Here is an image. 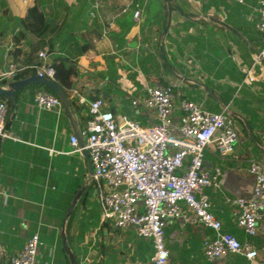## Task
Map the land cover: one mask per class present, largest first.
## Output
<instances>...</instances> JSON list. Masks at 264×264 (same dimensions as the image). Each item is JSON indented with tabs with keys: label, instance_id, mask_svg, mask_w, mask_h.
<instances>
[{
	"label": "crops",
	"instance_id": "obj_1",
	"mask_svg": "<svg viewBox=\"0 0 264 264\" xmlns=\"http://www.w3.org/2000/svg\"><path fill=\"white\" fill-rule=\"evenodd\" d=\"M260 1L163 0L158 7L161 14L167 12L168 23L162 29L160 16L154 27L146 24L150 0H0V70L12 62L24 66L21 59L29 47L25 39L15 44L14 35L22 29L27 8L38 3L51 19L43 36L47 46L52 45L54 54L76 66L72 98L78 99L74 91L88 100L102 97L105 109L116 116L127 114L143 125H151L157 122L155 115L133 107L131 99L144 98L147 87L162 79L179 94L175 122L180 120L184 98L216 113L227 108L240 139L226 160L219 159L217 152L206 153V164L221 165L223 176L220 186L205 191L223 230L251 243L259 251L258 264H264L263 239L250 236L238 225L237 207L229 202L230 198L253 195L255 177L249 171L250 161L264 163V81L243 84L245 69L252 65V52L264 44L257 28ZM131 2L132 7L127 8ZM122 4H127L126 9L114 13ZM136 5L142 8L140 22L134 17ZM94 18L106 29L101 38L94 40L93 48L82 52L79 34L91 28ZM25 38L39 40L30 31H25ZM35 64H42L39 57ZM80 104L86 105L82 114L71 102V118L64 106L60 113L38 109L27 92L16 112L12 108L7 128L19 139H3L0 145L2 264H9L8 258L21 250L34 233L42 241L37 264H67L63 244L71 249L78 264H152V238L139 236L135 226L120 228L103 222L96 184L91 203L78 209L67 241V210L82 191L78 205L94 182L86 183L89 170L83 152L70 153V137L89 120L88 103ZM84 220L86 223H81ZM213 235L212 229L200 224L168 219L167 264H246L247 259L240 254L205 255L203 242Z\"/></svg>",
	"mask_w": 264,
	"mask_h": 264
},
{
	"label": "built area",
	"instance_id": "obj_2",
	"mask_svg": "<svg viewBox=\"0 0 264 264\" xmlns=\"http://www.w3.org/2000/svg\"><path fill=\"white\" fill-rule=\"evenodd\" d=\"M133 2L127 8L132 7ZM258 30L264 36V0L258 6ZM142 8L136 5L135 19L140 22ZM42 64L36 65V73L53 80L55 70L47 63V54L39 52ZM252 65L245 69L243 84L253 85L264 81V44L252 52ZM25 66L10 63L0 70V83L13 81L18 70ZM258 69V71H257ZM1 85V84H0ZM178 92L170 83L156 81L147 87L144 98L133 97V107H142L155 115L157 122L143 125L127 114L116 116L105 109L102 97L88 100L74 91L80 103H88L90 118L80 131L84 148L94 167V182L101 206L103 222L116 227L135 226L142 237L153 239L155 252L152 264H167L169 250L166 247L165 227L168 219H182L184 223L200 224L213 230L214 235L205 238L204 254L225 257L240 254L246 264H258L259 251L236 235L225 232L222 222L211 211L206 189L220 186L223 176L221 165L206 164V153L217 152L226 160L234 152L239 132L234 118L227 108L216 113L207 110L202 103L184 98L180 102V120L173 117L177 108ZM35 105L40 110H63L59 97L47 90L34 93ZM12 108L0 101V145L3 139H19L7 128ZM70 153L81 152L78 136L70 137ZM250 173L255 177L251 197L230 198L237 207L238 225L252 237L264 241V163L252 159ZM40 235L34 233L21 250L8 258L9 264H37ZM3 250H0L2 264Z\"/></svg>",
	"mask_w": 264,
	"mask_h": 264
},
{
	"label": "trees",
	"instance_id": "obj_3",
	"mask_svg": "<svg viewBox=\"0 0 264 264\" xmlns=\"http://www.w3.org/2000/svg\"><path fill=\"white\" fill-rule=\"evenodd\" d=\"M128 1V0H127ZM164 4L163 0H150V3L148 5V8H146L147 11V20L146 24L149 27H154L153 25L157 22V17L160 16L161 20H163L164 24L162 29H164L165 25L168 23V15L167 12H164V14H161L160 9L158 5ZM127 4H122L120 7L116 8L114 10V13H117L119 11H122L126 9ZM159 14V15H158ZM22 29L14 35V41L16 43H20L23 39H25V42L28 44V51L24 53V58L21 59L23 62V65L27 68L24 70H18L15 76L13 77V80H20L27 78L33 74L36 73V60L39 57V52L44 50L47 54V63L52 65L55 70V77L53 81L61 88H63L68 96L71 98L72 105L74 107V110L78 112L79 114H82L84 109H86V105H82L78 103V99L72 98V89L76 84V66L73 62H71L68 58L54 54V49L52 45L47 46V43L45 42L43 36L48 31L51 25V19L47 16L45 11L41 8V6L38 3H34L31 6L27 8L25 16L22 17ZM105 26L102 25V23L99 22L98 18H94L92 22V26L90 29L86 30L85 32H82L79 34V36L83 39V47L82 52L88 51L90 48L94 47V40L101 38L103 36ZM25 31H30L35 36L39 37V40L34 42L33 40L29 38H25ZM18 51V54H22L20 50ZM15 61H18L19 58L14 55ZM154 59V67H159V64ZM152 67L151 69H153ZM146 69V68H145ZM151 74H155V72L151 71ZM161 81H164L161 79ZM1 85H7V81H3L0 83ZM38 90H47L51 93H53L49 88L46 86H43L39 83L33 82L30 85H28L25 88H22L16 93L15 99H16V105L19 104L21 97L24 94H27V92L33 97L34 93ZM0 101H4L8 104L9 108H13L11 105L10 100L6 96H0ZM89 119V114H88ZM95 182H93L89 187L84 191L83 196L81 200L79 201L78 205L74 209L72 215L70 216V219L67 224V241L70 240L69 238V228L73 222V219L78 211V209L81 206H84V208L87 207L88 204L91 203V200L93 199V189H94ZM70 203V202H69ZM85 216L84 214L82 217ZM81 223H86L85 220L81 221ZM62 252L63 255L66 258L67 264H70L69 256L67 253L66 245H62Z\"/></svg>",
	"mask_w": 264,
	"mask_h": 264
},
{
	"label": "water",
	"instance_id": "obj_4",
	"mask_svg": "<svg viewBox=\"0 0 264 264\" xmlns=\"http://www.w3.org/2000/svg\"><path fill=\"white\" fill-rule=\"evenodd\" d=\"M167 3L169 2V0H165ZM167 30V28H166ZM36 82L39 83L43 86H46L47 88H49L57 97L60 98V100L62 101L63 106L66 108V110L68 111L69 115L72 118V113H71V102H70V98L68 96V94L66 93V91L59 87L53 80L42 77L38 74H33L27 78L24 79H20V80H13L11 82H9L7 85H0V96H6L10 102L11 105L13 107L14 112H16L17 110V105H16V93L21 90L22 88L27 87L28 85H30L31 83ZM95 98H93L94 100ZM13 116V115H11ZM77 136H78V142H79V146L83 148L82 152L84 154V156L86 157L87 161H88V170H89V175H88V179L86 181L87 184H89L91 181H94V167L92 164V161L90 159V156L88 154V151L84 148L85 146V142L83 137L81 136L80 130L79 128L77 130H75ZM82 191H80L74 198V200L72 201L71 205L69 206L66 216H65V221H64V228L66 227L67 221L70 217V215L72 214L77 201L79 199V197L81 196ZM64 238H65V229L63 232ZM68 250V254L71 260L72 264H78L75 256L73 254V252L71 251V249H67Z\"/></svg>",
	"mask_w": 264,
	"mask_h": 264
},
{
	"label": "rangeland",
	"instance_id": "obj_5",
	"mask_svg": "<svg viewBox=\"0 0 264 264\" xmlns=\"http://www.w3.org/2000/svg\"><path fill=\"white\" fill-rule=\"evenodd\" d=\"M240 139V138H239ZM239 140L237 141L236 145L238 144Z\"/></svg>",
	"mask_w": 264,
	"mask_h": 264
}]
</instances>
